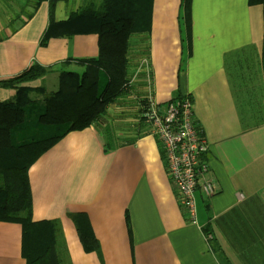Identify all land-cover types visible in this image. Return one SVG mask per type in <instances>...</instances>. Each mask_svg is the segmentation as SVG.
<instances>
[{"label": "crops", "instance_id": "0c3cea01", "mask_svg": "<svg viewBox=\"0 0 264 264\" xmlns=\"http://www.w3.org/2000/svg\"><path fill=\"white\" fill-rule=\"evenodd\" d=\"M50 1L27 21L10 22L24 0L11 17L0 9V81L37 64L50 72L24 86L54 92L60 72L80 74L75 61L97 57L93 34L50 38L40 46ZM179 5L152 1L149 34L129 43L128 89L98 122L68 133L28 170L31 221L58 222L70 264H264L262 7L248 0H191L189 38L182 41ZM78 6V0H55L54 22H65ZM14 95L0 83V102ZM148 95L161 110L170 100L189 99L208 145L205 179L215 193L196 191L194 224L141 119ZM76 226L94 238L96 251L80 240ZM0 264H26L19 222L0 219Z\"/></svg>", "mask_w": 264, "mask_h": 264}, {"label": "trees", "instance_id": "16d2710c", "mask_svg": "<svg viewBox=\"0 0 264 264\" xmlns=\"http://www.w3.org/2000/svg\"><path fill=\"white\" fill-rule=\"evenodd\" d=\"M43 1L46 0H24L10 22L21 16L29 20ZM78 1L77 9L62 23L54 22L55 0L50 1L48 27L40 46L50 38L93 34L98 36L97 57L76 60L75 64L83 69L80 74L60 72L54 92L24 86L50 72L37 64L0 81L15 89L12 100L0 102V219L22 224L26 264H70L58 222L31 221L29 168L68 133L98 122L107 106L128 89L127 52L131 37L150 31L153 0ZM248 1L262 7L264 25V0ZM190 3L191 0H180L178 23L182 41L189 38ZM31 93L40 99L30 98ZM70 218L74 220V216ZM76 228L80 240L96 251L94 238Z\"/></svg>", "mask_w": 264, "mask_h": 264}, {"label": "built area", "instance_id": "2783aa9c", "mask_svg": "<svg viewBox=\"0 0 264 264\" xmlns=\"http://www.w3.org/2000/svg\"><path fill=\"white\" fill-rule=\"evenodd\" d=\"M146 68V60L142 61ZM132 80L127 83V88ZM141 118L162 151L167 175L174 187L180 207L190 223L196 220L195 193L200 188L207 197L215 191L205 179L208 145L195 122L191 101L187 98L170 100L164 110L148 95L141 106Z\"/></svg>", "mask_w": 264, "mask_h": 264}, {"label": "rangeland", "instance_id": "374dc122", "mask_svg": "<svg viewBox=\"0 0 264 264\" xmlns=\"http://www.w3.org/2000/svg\"><path fill=\"white\" fill-rule=\"evenodd\" d=\"M19 2L21 4L22 0H7L6 2L0 0V9L2 10V12H4L3 14L5 16L11 17L12 16L11 9H13L16 12L18 10V6L17 5H18ZM55 89H57V86H55V88L53 90L55 91ZM37 98H38V96L36 94L32 95V99L35 100Z\"/></svg>", "mask_w": 264, "mask_h": 264}]
</instances>
